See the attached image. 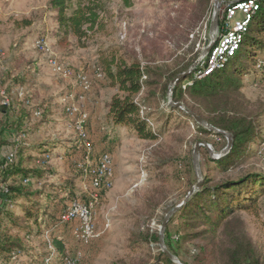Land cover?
Instances as JSON below:
<instances>
[{"label":"rangeland","instance_id":"1","mask_svg":"<svg viewBox=\"0 0 264 264\" xmlns=\"http://www.w3.org/2000/svg\"><path fill=\"white\" fill-rule=\"evenodd\" d=\"M103 1V28L84 47H79L72 36L61 41L45 35L53 26L47 19L48 0H0V89L14 97L11 106L1 108L0 112V156L18 149L35 158L38 151L33 146L44 145L47 151L38 160L43 167H37L42 168V173L30 176L27 185L33 191H40L39 202L48 203L45 213L40 214L44 220L39 226L42 232H36L33 226L29 237L22 239L24 250L10 259L1 256L0 264H41L44 254L55 249L52 238L63 242L64 259L76 258V264H153L157 250L162 249L159 232L165 216L182 203L198 181L193 162L196 143L206 142L216 152L227 144V139L224 142L216 132L200 133L190 120L168 109L166 102L161 105L163 112L156 111L149 121V127L158 134L155 139L140 137L132 129L113 127L107 116L111 98L122 93L103 73L104 59L115 54L128 61L138 60L143 67L162 73L166 82L175 72L201 68L206 50L215 45L221 34L219 10L217 25L212 28L213 0ZM240 17L238 13L237 18ZM26 20L29 25L25 24ZM40 37H47L44 49L35 46ZM50 55L59 59L72 79L82 72L91 84L83 99L76 98L79 110L87 114L84 142L77 137V116L71 117L65 110L63 97L70 88L69 80L52 71L48 64ZM97 71L102 73L99 78ZM194 76L197 78L198 73ZM147 79L148 75L142 78ZM242 80L241 92L247 109L260 114L258 130L264 136V82L252 68ZM188 82L191 81H184L183 86ZM20 89L29 96L30 107L14 95ZM80 91L76 86L75 93L78 95ZM143 91L136 97L142 96ZM189 105L193 103L189 101ZM36 108L44 111L40 117L30 112ZM3 109L9 112L3 114ZM167 113L169 118L164 117ZM19 132L25 133V140L15 139ZM86 142L93 165L102 152L111 154L114 174L112 186L98 191L95 216L98 234L85 244L57 216L71 199L87 201L89 192L93 191L89 175L85 178L82 170ZM247 154L242 168L263 172L264 149L253 142ZM208 157L211 154L200 144L198 166L202 178L204 175L224 177ZM28 166L35 168L34 160ZM3 193L0 187V200L5 206L8 201ZM20 206L15 204L12 212L19 214ZM259 206L257 212L241 211L239 216L264 263V194ZM3 219L5 226L13 232L17 230L4 216ZM177 222L178 216L166 223L170 246L188 264H208L207 241H178ZM20 234L25 236L23 230ZM54 254L45 261L48 263Z\"/></svg>","mask_w":264,"mask_h":264},{"label":"trees","instance_id":"2","mask_svg":"<svg viewBox=\"0 0 264 264\" xmlns=\"http://www.w3.org/2000/svg\"><path fill=\"white\" fill-rule=\"evenodd\" d=\"M257 1L259 9L243 34L240 48L224 67L205 77L194 76L201 69L198 66L193 71L175 72L166 82L162 73L143 67L138 60L128 61L115 54L110 55L107 60L104 59L102 72L106 73L122 93L114 95L108 103L107 116L111 126L132 129L140 137L155 139L158 134L149 127V121L156 111L163 112L161 105L166 102L168 109L177 111L190 120L200 133H211V130L198 123L189 112L169 102V95L166 94L169 84L177 75L182 74L174 84L172 100L182 103L190 112L210 125L231 133V149L218 158L207 159L215 164L224 177L216 179L215 176L204 175L200 187L168 219L170 222L176 216L179 217L176 238L178 241H207L208 264H264L245 229L244 220L239 216L241 211L257 212L260 208L259 199L264 194V171L242 168L247 160L249 144L256 142L260 146L264 139L258 130L260 114H254L247 109V101L241 92L244 84L242 77L250 68L254 72L257 71L264 82V0ZM104 7L103 0H48L47 11L50 12L47 19L53 26L48 28L45 35H52L61 41H67L72 36L77 46L84 47L87 40L103 28ZM25 24L29 25L30 22L26 20ZM143 74L148 75L149 79L142 80ZM186 80L191 82L183 86ZM142 90H145L143 95L136 97ZM189 101L193 105H189ZM30 112L33 114L34 111ZM164 117L169 118V114ZM21 133L24 132L16 135ZM216 134L226 142L223 134ZM23 140L25 139L19 141ZM78 140L81 139L78 137ZM43 147L44 145L33 146V150L38 151L35 158L30 154H22L18 149L12 151L14 157L11 162L5 154L0 156V182L7 188L3 194L4 199L8 201L4 206L0 200V257L10 259L23 251L22 239L29 237L33 226L36 232H42L39 226L44 220L40 214L45 213L48 203L39 202L40 191L31 190L28 182L24 180L42 173V168L37 167H43L38 161L47 151ZM33 160L35 168H29L28 163ZM232 172L236 176L229 174ZM17 203L21 205L19 214L11 210ZM61 211L58 213V220ZM3 216L11 226L17 228L15 232L8 225L5 226ZM22 224L24 226H21ZM20 230H23L25 236H21ZM169 238L166 225V249L176 256L178 261L158 249L153 264H188L179 251L170 246ZM52 241L55 249L44 254L41 264H62L66 255L63 242L56 238H52ZM53 253L55 256L47 263L46 258Z\"/></svg>","mask_w":264,"mask_h":264},{"label":"built area","instance_id":"3","mask_svg":"<svg viewBox=\"0 0 264 264\" xmlns=\"http://www.w3.org/2000/svg\"><path fill=\"white\" fill-rule=\"evenodd\" d=\"M214 3V0H213ZM259 9V3L257 0H219V14L221 21V34L214 46L210 47V50L206 52L205 61L201 69L197 72L198 77L202 78L210 75L217 69H220L226 65L228 60L236 53L240 48L243 40V34L247 30L248 24L251 21L254 13ZM240 13L241 17L237 18V14ZM35 46L39 49L47 47V37H40L35 41ZM48 64L52 71L58 75L69 80L70 88L65 92L63 97L66 103V112L69 116H77L76 130L78 137L84 141L87 139L85 132V119L87 114L79 110L76 98L83 99L84 93L89 90L91 84L87 76L79 72L74 78H71L70 71L59 61V59L53 55L49 56ZM102 76L101 71L96 72V77ZM145 75H142V78ZM197 77V78H198ZM79 86L80 94L75 93V87ZM14 95L19 99L24 100L26 106H31V101L27 98V94L20 89ZM12 97L7 91L0 89V112L1 108H9L12 104ZM42 111L35 109L33 115L36 117L41 116ZM25 138V133L18 134L15 139L21 140ZM260 149H264V139L260 144ZM8 161H12L14 153L8 151L5 153ZM84 177L89 175V186L93 191L89 192V199L82 201L78 198L71 199L68 204L62 209L59 220L61 223L68 224L71 227L73 235L82 243H89L97 236L96 229V206L99 202V193L101 189H108L112 186L113 174H114V162L109 152H102L97 162L93 165L91 159V149L86 142V150L84 154V162L82 166ZM29 179H25L28 182ZM0 187L3 192L7 191V188L0 182ZM84 188L86 185L84 184ZM77 259L72 257H66L64 264H76Z\"/></svg>","mask_w":264,"mask_h":264},{"label":"water","instance_id":"4","mask_svg":"<svg viewBox=\"0 0 264 264\" xmlns=\"http://www.w3.org/2000/svg\"><path fill=\"white\" fill-rule=\"evenodd\" d=\"M214 20H213V23H212V28L216 27L217 25V20H218V17H217V14H216V11L219 10V0H214ZM209 49V48H208ZM208 49L206 50V52L208 51ZM182 74H179L177 75L174 79L171 80L170 82V85H169V102L172 104V105H175V106H178L184 110H186L187 112H189L194 118L195 120L202 124L203 126H205L206 128H208L209 130L213 131V132H218V133H221L223 134L226 139H227V144L226 146L219 152H216L214 150H212L210 148V146L206 143V142H203V141H198L196 143V146H195V149H194V156H193V162H194V166L196 168V172H197V175H198V181L195 185L192 186V188L189 190V192L187 193L186 197L184 198V200L182 201V203L180 205H177L175 206L166 216H165V219L164 221L162 222L161 224V227H160V232H159V244L162 248V250L168 255L170 256L173 260H176L178 261L177 257L176 256H173L172 254L169 253V251L166 249L165 247V244H164V230H165V226H166V223L169 219V217L171 216V214L173 212H175L178 208H180L185 202L186 200L200 187L201 185V182H202V174H201V171L199 169V166H198V147L200 144L204 145L207 150L209 151V153L211 154V157L212 158H218L222 155H224L225 153H227L231 147H232V144H233V140H232V136H231V133L230 132H225L223 130H220L212 125H210L209 123H207L205 120H203L201 117H199L198 115L190 112L186 107L185 105H183L182 103H179V102H174L172 100V91H173V87H174V84L176 83V81L178 80V78L181 76Z\"/></svg>","mask_w":264,"mask_h":264},{"label":"crops","instance_id":"5","mask_svg":"<svg viewBox=\"0 0 264 264\" xmlns=\"http://www.w3.org/2000/svg\"><path fill=\"white\" fill-rule=\"evenodd\" d=\"M9 111L7 109H3V114H7Z\"/></svg>","mask_w":264,"mask_h":264}]
</instances>
